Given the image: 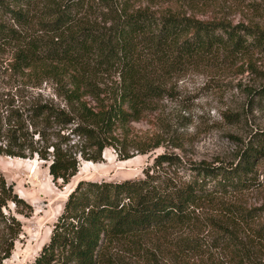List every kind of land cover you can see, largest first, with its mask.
Returning <instances> with one entry per match:
<instances>
[{
	"label": "trees",
	"instance_id": "1",
	"mask_svg": "<svg viewBox=\"0 0 264 264\" xmlns=\"http://www.w3.org/2000/svg\"><path fill=\"white\" fill-rule=\"evenodd\" d=\"M36 1L0 0V13L24 26L33 20L41 31L25 34L0 22V39L19 42L17 70L42 81L55 79V98L36 90L0 106V154L37 157L49 163L54 180L68 182L79 170L80 157L98 162L110 146L120 150L122 159L130 158L119 144L129 138L132 124L175 92L172 83L160 79L264 52V28L258 24L203 20L171 10L158 15L151 8L113 5L104 24L96 25L81 16L86 10L82 0H44L35 15ZM251 8L264 21V2H254ZM113 75L118 78L115 83L103 81ZM25 84L37 89L43 85ZM249 95L264 104V84ZM262 137L257 140L262 147H254L252 141L236 164L201 162L186 180L147 171L144 177L117 182L79 181L49 241L28 264H103L110 260L109 245L117 238L183 224L201 201L259 187L255 167L264 156ZM136 149L143 151L140 145ZM163 161L174 162L169 155L157 160ZM11 204L19 214L32 211L0 169V264L11 256L22 232ZM227 210L234 229H226L225 251L235 263L264 264V204H229Z\"/></svg>",
	"mask_w": 264,
	"mask_h": 264
},
{
	"label": "rangeland",
	"instance_id": "2",
	"mask_svg": "<svg viewBox=\"0 0 264 264\" xmlns=\"http://www.w3.org/2000/svg\"><path fill=\"white\" fill-rule=\"evenodd\" d=\"M82 1L86 3V10L81 16L85 22L96 25L104 24L113 5L116 9L126 5L131 10L151 8L158 15L171 10L203 20L224 19L264 28V21L251 8L254 2L264 0ZM45 2L37 0L31 4L33 9L37 8L35 15L40 14ZM0 22L25 34L41 32L35 21L24 26L6 13H0ZM18 44L16 39H0V106L36 90L55 98L53 83L57 82L54 78L42 81L14 67ZM117 79L113 75L103 81L115 83ZM160 81L172 83L175 92L159 99L146 118L132 124L127 132L129 138L119 144L123 152L131 153L130 158L122 159L120 150L107 147L98 162L80 157L77 174L64 182L54 180L49 173V163L37 157L20 159L0 154V169L7 181L32 205V211L25 215L17 213L11 204L22 221V232L11 256L3 260V264H28L40 254L69 193L81 180L117 182L144 177L147 171L163 178L186 180L196 164L234 165L240 160L241 151L252 141L254 147H262V142L257 140L264 135V104L256 98L250 100L249 92L264 84V52L223 66L190 68ZM25 83L43 85L37 89ZM156 143L159 145L153 146ZM137 145L143 151L137 150ZM161 155L173 157L174 162L158 163ZM255 172L259 187L218 195L217 201H201L183 224L113 240L109 245L111 258L103 264H238L233 262L228 250L225 251L226 229H234L227 207L240 204L251 208L264 204V156L257 159Z\"/></svg>",
	"mask_w": 264,
	"mask_h": 264
},
{
	"label": "water",
	"instance_id": "3",
	"mask_svg": "<svg viewBox=\"0 0 264 264\" xmlns=\"http://www.w3.org/2000/svg\"><path fill=\"white\" fill-rule=\"evenodd\" d=\"M70 193H71V192H70ZM70 193H69V194H70Z\"/></svg>",
	"mask_w": 264,
	"mask_h": 264
}]
</instances>
